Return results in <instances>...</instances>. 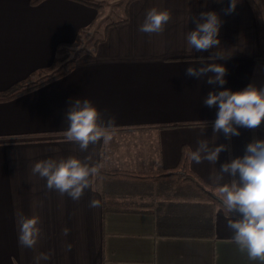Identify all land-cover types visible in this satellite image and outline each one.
Listing matches in <instances>:
<instances>
[{
    "label": "crops",
    "instance_id": "obj_1",
    "mask_svg": "<svg viewBox=\"0 0 264 264\" xmlns=\"http://www.w3.org/2000/svg\"><path fill=\"white\" fill-rule=\"evenodd\" d=\"M250 3L238 0L235 12L225 15L229 0H127L117 19L125 21L103 24L96 45L78 54L70 71L0 101V264H34L49 250L54 254L41 264H261L233 242L227 214L209 189L219 188L211 177L222 163L243 156L253 139H264V121L256 129L240 128L231 141L223 133L215 139L218 107L203 103L209 91L264 86ZM152 8L171 13L162 33L139 31ZM207 11L223 21L220 46L197 52L187 35L196 27L192 17ZM97 17L96 8L76 0H0V91L49 68L56 46L67 47L78 31L96 30ZM214 52L225 59H210ZM208 63L227 69L223 86L186 75L188 67ZM76 98L88 99L104 122L115 118L109 143L81 151L66 140L65 113ZM198 139L230 144L231 157L221 152L215 165L196 164L190 152ZM182 146L195 184L176 176L142 177L175 167ZM89 154L103 170L132 175L92 176L82 197L72 200L32 173L36 162ZM93 199L99 207L89 206ZM17 212L40 217L43 236L33 249L18 244Z\"/></svg>",
    "mask_w": 264,
    "mask_h": 264
},
{
    "label": "clouds",
    "instance_id": "obj_2",
    "mask_svg": "<svg viewBox=\"0 0 264 264\" xmlns=\"http://www.w3.org/2000/svg\"><path fill=\"white\" fill-rule=\"evenodd\" d=\"M237 3L238 0H229L224 14L231 15L235 12ZM170 19L171 13L168 10L152 8L147 12L139 31L162 33ZM192 19L196 27L187 35L189 47L197 52L219 48L218 37L223 24L220 16L215 11H207L201 12L199 17L193 16ZM209 58L215 61L225 59L219 52L212 53ZM226 74L227 69L220 63L203 64L199 68L190 66L186 69L187 76L197 79L207 77L206 83L209 85L223 86L226 83ZM203 103L209 108L218 107L216 119L212 122L215 139L217 134L223 133L224 138L231 141L233 136L241 135L240 128L256 129L264 121V86L257 87L249 83L240 91L227 88L209 91ZM65 118L68 121L66 140L77 143L81 151H86L90 144L95 145L101 140L107 144L113 138L110 129L115 118L109 117L104 122L101 113L88 99L76 98L72 101ZM204 124L206 127L207 123ZM214 141L198 139L196 149L190 152L191 160L196 164L207 161L215 165L221 152H227L231 157L230 144L210 146ZM91 161V154L83 160L76 157L59 161L46 159L36 162L32 173L46 180L48 190H56L61 195L67 194L72 200H79L90 185V177L99 174V166ZM211 179L219 186L221 207L227 213V227L233 232V242L240 251L247 253L249 260H258L264 264V139H253L249 142L243 156L230 158L229 162L222 163ZM89 206L99 207L100 201L93 199ZM16 215L18 244L24 248H35L43 236L39 226L40 217H26L21 212ZM68 234L69 229L65 228L63 235ZM71 248L72 245L67 244L66 250L71 251ZM53 254L52 250L39 253L34 258V264L49 261Z\"/></svg>",
    "mask_w": 264,
    "mask_h": 264
},
{
    "label": "trees",
    "instance_id": "obj_3",
    "mask_svg": "<svg viewBox=\"0 0 264 264\" xmlns=\"http://www.w3.org/2000/svg\"><path fill=\"white\" fill-rule=\"evenodd\" d=\"M40 0H29L30 3L34 4L39 2ZM88 5L93 6L94 8H98L99 6H101L102 1L101 0H76ZM127 3V1L124 3V8H125V4ZM251 7H252V11H253V15L255 18V23L257 26V32L259 35V46H260V57L258 58L261 62H264V32L262 33L261 31L263 29V25L260 24L259 20H260V11L259 10H253V6H252V1L250 3ZM116 21V22H114ZM125 21V18H123L121 21L119 22H123ZM117 22V20H113L111 23H119ZM110 22L107 24H111ZM84 31H78L75 35V39L72 43H70L68 46L71 45H77L80 43L81 37L83 36ZM98 42V39H95L92 43V47H94L96 45V43ZM67 47H61L60 45H57L55 48V53H60L63 50H65V48ZM61 57L56 56L53 59V63L52 65H54ZM52 65L50 67H52ZM49 67V68H50ZM48 68V69H49ZM72 68V67H70ZM70 68L68 70H70ZM43 70H46L44 68L42 69H38L36 71H32L30 72L25 78H23L20 81H17L14 85H12L10 88H8L7 90L4 91H0V101L2 100H8L11 98H14L20 94H23L27 91H30L34 88H37L39 86H41L42 84L51 81L57 77H60L62 74H64L65 72L63 70H57L56 72H53L51 74L48 75H43V76H39L38 78L34 79L33 76L36 75L39 72H42ZM188 158H189V154H188V149L185 146L181 147V151H180V157H179V161L178 164L173 167L170 168L168 170H163L160 172H153V173H149V174H144L142 175L143 178H150V179H157V178H161V177H169V176H176V178L178 179L179 183L180 182H189V183H193L195 184V179L194 176L191 174V172L188 169ZM99 174H107V175H111V176H131L132 174H128V173H123V172H116V171H107V170H103L101 168H99ZM180 171V173H179ZM137 178H139V175H136ZM216 189V186H211L208 194L210 193V198L212 200L213 203L217 204L221 210L225 213V211L223 210V208L221 207V203L218 202V200L214 197L216 196V194L213 192V190ZM220 197V196H219ZM222 198V197H221ZM227 214V213H226Z\"/></svg>",
    "mask_w": 264,
    "mask_h": 264
},
{
    "label": "rangeland",
    "instance_id": "obj_4",
    "mask_svg": "<svg viewBox=\"0 0 264 264\" xmlns=\"http://www.w3.org/2000/svg\"><path fill=\"white\" fill-rule=\"evenodd\" d=\"M127 0H104L102 1L101 6L97 8L98 11V17L94 24L100 25L99 27H96V30H89L84 31L82 40H80L79 44L71 45L65 48L60 53H55L56 56H59L60 58L52 67L49 69L46 68V70H43L42 72L37 73L33 76L34 79L38 78L39 76L48 75L53 72H56L57 70H63L64 72L70 71L73 68L74 60L76 56L82 52H85L87 50H90L92 47V43L95 39H98V37L101 35V26L103 24H107L109 22H112L113 20H117L123 16L124 12V3ZM252 1L253 10H259L260 11V24L263 25L264 29V0H250ZM264 32L263 30L261 31ZM55 57V56H54ZM53 57V59H54ZM72 67V68H70ZM70 68V70H68ZM36 71V70H33ZM32 72V71H31ZM63 75V74H62ZM61 75V76H62ZM190 185V184H188ZM217 196H220L219 194V188L216 187V189L213 191Z\"/></svg>",
    "mask_w": 264,
    "mask_h": 264
},
{
    "label": "water",
    "instance_id": "obj_5",
    "mask_svg": "<svg viewBox=\"0 0 264 264\" xmlns=\"http://www.w3.org/2000/svg\"><path fill=\"white\" fill-rule=\"evenodd\" d=\"M217 200H218L219 203H221V200H222V199H220V198L217 197Z\"/></svg>",
    "mask_w": 264,
    "mask_h": 264
}]
</instances>
